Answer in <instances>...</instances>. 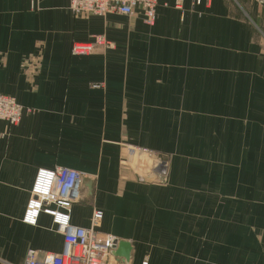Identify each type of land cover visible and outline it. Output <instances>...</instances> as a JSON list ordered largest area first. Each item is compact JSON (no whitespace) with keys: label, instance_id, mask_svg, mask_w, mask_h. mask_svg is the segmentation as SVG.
<instances>
[{"label":"crops","instance_id":"0c3cea01","mask_svg":"<svg viewBox=\"0 0 264 264\" xmlns=\"http://www.w3.org/2000/svg\"><path fill=\"white\" fill-rule=\"evenodd\" d=\"M174 3L157 0L147 26L139 10L0 0V93L32 109L0 121V264L62 250L50 215L23 219L37 170L55 166L92 183L70 223L99 209L98 230L131 245L109 264H264V0ZM98 34L112 48L70 53ZM123 144L168 154L165 183L137 181Z\"/></svg>","mask_w":264,"mask_h":264},{"label":"built area","instance_id":"2783aa9c","mask_svg":"<svg viewBox=\"0 0 264 264\" xmlns=\"http://www.w3.org/2000/svg\"><path fill=\"white\" fill-rule=\"evenodd\" d=\"M72 14L89 13L104 16L116 13L134 16L139 10L142 22L152 26L156 19L157 0H68ZM202 0H192V6L201 4ZM209 3L210 0H205ZM181 0H175L176 8H181ZM113 44L103 34L94 35L87 42H73L72 55L90 54L95 48H111ZM94 84L93 87H99ZM32 109L23 107L13 97L0 93V121L16 125L23 112ZM137 146L128 145L133 154ZM154 171V170H153ZM165 173V170L164 172ZM162 173V174H163ZM85 176L72 168L55 166L52 169H38L30 189L24 221L35 223L39 213L52 217L54 230L63 236V247L59 253H48L39 257L34 249H29L23 264H109L114 249L113 236L98 230L102 212L94 208L89 227L72 225L69 221L70 207L82 197V182Z\"/></svg>","mask_w":264,"mask_h":264},{"label":"rangeland","instance_id":"374dc122","mask_svg":"<svg viewBox=\"0 0 264 264\" xmlns=\"http://www.w3.org/2000/svg\"><path fill=\"white\" fill-rule=\"evenodd\" d=\"M174 7H176L175 3H174ZM107 14H105L104 16H106ZM82 15L88 16V15H96V14L79 13L75 16H82ZM98 48H102V47H97L92 52H94ZM102 49H108V48H102ZM128 145L130 144H123L124 155L122 158V166L130 170L133 176L136 177L137 181L139 182L164 184L168 177L169 169H170L169 155L142 146H137L138 148L135 147L137 151L136 154H133V151L131 152L129 148H126V146ZM153 170H156V173H154ZM164 170L165 173H163Z\"/></svg>","mask_w":264,"mask_h":264},{"label":"water","instance_id":"95a60500","mask_svg":"<svg viewBox=\"0 0 264 264\" xmlns=\"http://www.w3.org/2000/svg\"><path fill=\"white\" fill-rule=\"evenodd\" d=\"M83 183L85 184V186L88 187V193L91 194L92 183L88 180L86 181V179H83L82 185ZM114 244H115L114 249L111 252L112 256L120 259L125 263H128L130 260L131 245L128 242L119 241V240H114Z\"/></svg>","mask_w":264,"mask_h":264}]
</instances>
